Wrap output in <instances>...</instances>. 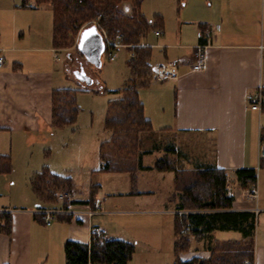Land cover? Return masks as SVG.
<instances>
[{"label": "crops", "instance_id": "obj_1", "mask_svg": "<svg viewBox=\"0 0 264 264\" xmlns=\"http://www.w3.org/2000/svg\"><path fill=\"white\" fill-rule=\"evenodd\" d=\"M3 2L8 23L5 28L0 27V57L5 61L0 68V154L11 155L15 163L16 156L30 152L36 142L35 135L46 139L45 133L55 130L52 93L54 89L66 88L62 76L56 75L58 53L65 49L54 47L50 5L34 4L29 8L23 0ZM191 3L198 17L193 22H183L175 39L171 31L163 29L165 36L158 43L143 42L165 51L164 58L158 61L152 51L153 67L167 62L177 66L175 79L154 77L149 88L139 90L145 117L151 121L155 133L164 138L162 147L149 149L153 151L145 156L158 149L161 153L157 160L175 156L179 166L185 169L225 170L228 191L234 198L233 208L259 209L254 236L255 264H264V167L259 160L263 130L260 119L264 110H252L246 101L248 93L264 90V0H192ZM28 17L32 20L27 21ZM204 22L212 26L213 34L205 67L195 70V47ZM143 164L146 169L139 172L136 184L128 173L102 172L122 175L112 176V184L107 185L106 176L99 171L102 163L98 167L91 164L88 178L82 183L83 179L68 171L51 169L71 177L72 186L65 190L71 194L70 199L66 202L59 199L58 208H45L62 211L49 225L35 216L40 209L36 196L32 198L25 192L20 198L9 188L7 200L0 202V213L11 215L10 233L0 229V264H65V243L72 240L89 244L93 227L104 228L111 239L135 242L137 251L138 237L130 233L136 229L145 238L143 249L148 255L157 253L160 262L173 253L175 261L174 221L178 209L171 200L175 193V173L162 171L173 174V192L158 199L152 184L145 182L143 189L139 187L144 184L140 173L159 172L149 170L147 167L154 164L146 165L144 159ZM81 167L84 169L85 163ZM243 168L257 171V201L243 197L244 189L235 175ZM38 172L37 165H29L22 176L27 186ZM96 199H100L99 210L90 215ZM116 217L118 221L114 220ZM212 236L214 240H228ZM196 243L197 246L194 242L191 246V252L195 253L192 256L208 257L209 252L205 254L201 250L203 243ZM146 264L159 263L149 260Z\"/></svg>", "mask_w": 264, "mask_h": 264}, {"label": "trees", "instance_id": "obj_2", "mask_svg": "<svg viewBox=\"0 0 264 264\" xmlns=\"http://www.w3.org/2000/svg\"><path fill=\"white\" fill-rule=\"evenodd\" d=\"M144 0H23L24 4L51 6L53 11V44L57 49H78L76 38L82 31L84 23H91L99 14L101 17L96 26L99 32L105 30L110 36H119L118 42L129 48L128 66L130 76L125 86L119 90H102L86 87L79 83L69 72L66 75L74 78L77 89L59 88L52 93V127L61 129L75 124L80 113L77 105L79 93L95 94L114 93L120 97L109 102L105 120L106 127L112 131L109 141L100 147L99 171L109 173H128L134 184L138 174L145 170L144 156L153 150H144L141 134L152 131V123L145 117L144 104L139 98V90L149 88L154 80L152 48L143 43L150 31L162 30L163 20L156 17L155 22L148 20L141 11ZM86 28V27H85ZM84 29V28H83ZM69 61L72 60L71 52ZM264 140V129L261 130ZM158 150V149H157ZM264 167V159L260 160ZM149 170L174 171L173 164L167 158L155 162ZM172 202L176 203L178 213L174 221V254L173 264H255V243L257 215L254 211H238L233 208L234 198L229 195L226 171L219 168H199L193 171L175 170ZM11 172L10 155L0 154V173ZM189 174L190 179L183 178ZM242 189L246 190L257 183V171L253 168L238 169L235 172ZM30 186L40 203V209L59 204L62 190L71 189L72 179L59 175L48 168L35 174L30 179ZM180 193V195H178ZM10 213H0V229L10 233ZM36 218L45 223L41 214ZM215 231H234L241 238L213 240ZM210 238L214 243L210 248L209 258L195 256L183 261L180 254L192 243L203 242ZM134 243L123 239L101 241L92 238L90 243L69 240L64 245L65 264H129L135 254Z\"/></svg>", "mask_w": 264, "mask_h": 264}, {"label": "rangeland", "instance_id": "obj_3", "mask_svg": "<svg viewBox=\"0 0 264 264\" xmlns=\"http://www.w3.org/2000/svg\"><path fill=\"white\" fill-rule=\"evenodd\" d=\"M191 1L192 0H144L141 4V11L148 20L154 22L156 17L160 16L163 20V29H165V31H171V37L175 39L177 29L180 28L183 22H193L198 17L195 14V11L192 10ZM2 2L3 0H0V27L2 26L1 28H5V24L8 23V20L4 18V16H6V10L3 11V9L6 7V4ZM99 18L100 15L98 14L91 23L98 24ZM26 20L30 21L32 18L28 17ZM91 23H84L81 30ZM80 33L76 38L77 44ZM163 34L161 36H157L153 31H150L144 38L143 42L146 44L150 43L151 45L158 43V41L165 36ZM167 36H170V34H167ZM152 51L154 53V57H156L155 61L162 60L164 58V49L153 46ZM67 52H71L73 59L72 64L70 61H68ZM114 53V60H110L107 54H103L101 58V65L96 66L86 61L85 58L80 56L73 47L65 49L64 51L62 50L58 53L60 59L57 61L58 65L56 69V75L60 74L62 76L66 88L77 89L79 85L77 81L71 77L73 75L72 72L74 70L84 68L87 74H89L95 80L93 85L94 88L100 90L107 88L111 91L119 90L125 86L130 76V69L127 64L130 53L125 46L118 47ZM67 64L71 74L70 77L66 75ZM118 97H120V95L114 93H79L77 97V105L80 108V113L75 124L65 126L61 129H55L52 133H45L44 137L46 139L41 137L39 134L35 135L37 137L35 140L36 142L32 145L30 152L23 153V155L21 153L20 156H16L15 163L12 156L10 155L11 172L0 173V202L7 200L6 198L9 196V188H12V193L14 195L17 192L16 196L19 195L20 198L24 197L25 192L31 195V197L34 196L32 198H35L31 186H27V184L24 182V179H22V176L26 174L27 169H29V165H37V169H40V172L44 168H48L50 171H52L51 169L68 171L67 173H70L75 177L77 176L79 179H83L80 181V183H82L84 180L86 181V177L88 178V169L90 165L94 164L93 166L98 167V165L101 163L100 147L102 143L109 141L112 136V131L106 127L105 120L108 113L109 102ZM260 125L264 129V116L260 119ZM141 139L143 143L142 149L149 150L154 147H162L164 138L162 139L161 135H158L152 129V131L142 133ZM160 153L161 151L156 150L153 154L145 156L144 163L146 165L155 164V161L158 159ZM166 158L173 164V168L175 170H181L182 172L183 170L186 172L193 171V169H185L184 167L179 166L175 156L169 155ZM83 163H85L84 169L81 167ZM175 170L174 172H176ZM100 172L103 174L102 176H106L107 185L112 184V176H122L102 173V171ZM123 176L127 175L124 174ZM140 176H143L142 182L144 183L142 184V188L139 186L140 189L145 187V182L152 184L153 188L156 189V198L158 199H164L167 197L166 195H170V193L173 192L172 173L143 172L140 173ZM190 176L191 175L189 174H183L182 179L187 178V180H189ZM27 187L29 188L26 191L25 189ZM63 192H65V190H62L60 194ZM178 195H180V193H178ZM16 196L15 199L19 200V197ZM53 207L58 208L57 206ZM114 220L118 221L119 217L114 218ZM260 225H262V221L260 222ZM130 233L132 236L138 237L137 240H139L137 251H135V254L132 258L133 264H146V262L149 260L156 261L159 264H173V253H171V256L169 258L167 257L165 261L163 259L159 262L157 253L148 255V253L145 252V249H143L145 238L142 237L141 233H138L136 229H131ZM156 234L158 233L156 232ZM213 235L218 239H231L240 236L234 231H215ZM211 239L214 240V237L212 236ZM211 239L208 237L205 241L203 240V242H200L203 243L204 248L201 250H204L205 254L206 252H209L208 257L199 256L200 258L210 257V248L214 245L212 242L213 240ZM134 244L136 246L135 242ZM194 246H197L195 241ZM199 246H202V244ZM191 248V246L188 247V250L180 254L181 260L186 261L195 257L192 256L195 255V253L193 254L191 252ZM53 257L55 258L56 255L54 254Z\"/></svg>", "mask_w": 264, "mask_h": 264}, {"label": "built area", "instance_id": "obj_4", "mask_svg": "<svg viewBox=\"0 0 264 264\" xmlns=\"http://www.w3.org/2000/svg\"><path fill=\"white\" fill-rule=\"evenodd\" d=\"M29 8H33L34 4H27ZM101 17V15H100ZM155 35L161 36L163 33L162 30H155ZM213 28L208 22L202 23V26L199 30V39L200 41L195 47L194 53V65L193 68L195 70L203 69L206 64L208 48L210 47V42L212 39ZM102 35L105 42V51L103 54H107L110 60L115 59V50L122 46L118 42L117 36H110L107 31L103 30ZM4 59L0 57V68L4 66ZM154 77L157 80H164L166 78L175 79L177 77V66L173 63H162L157 64L153 67ZM246 101L249 107L252 110L263 111L264 110V90L259 88L258 90L248 93L246 95ZM264 159V140L260 139L259 142V160ZM71 194L68 191L63 192L59 195V199L63 202L70 199ZM243 197L250 201H257L259 198V188L257 183L251 186L250 188L244 190ZM100 199H96L94 201V207L90 210L89 214L93 215L99 210ZM253 211L257 214L259 213L258 207L254 208ZM38 214H41L44 217L45 224L49 225L52 220L55 219V216L61 214L62 211L58 209H39L37 211ZM92 238L100 239L101 241H108L110 238L107 236V232L102 227H93L91 231V240Z\"/></svg>", "mask_w": 264, "mask_h": 264}, {"label": "water", "instance_id": "obj_5", "mask_svg": "<svg viewBox=\"0 0 264 264\" xmlns=\"http://www.w3.org/2000/svg\"><path fill=\"white\" fill-rule=\"evenodd\" d=\"M78 49L84 56L85 60L96 65H101V58L105 51V42L103 35L96 26H88L84 28L79 36ZM68 61L69 54H67ZM73 77L86 87H93L95 80L87 74L84 68L74 70Z\"/></svg>", "mask_w": 264, "mask_h": 264}, {"label": "flooded vegetation", "instance_id": "obj_6", "mask_svg": "<svg viewBox=\"0 0 264 264\" xmlns=\"http://www.w3.org/2000/svg\"><path fill=\"white\" fill-rule=\"evenodd\" d=\"M72 60H73V59H72ZM72 60L70 61V62H71V64L73 63V61H72Z\"/></svg>", "mask_w": 264, "mask_h": 264}]
</instances>
